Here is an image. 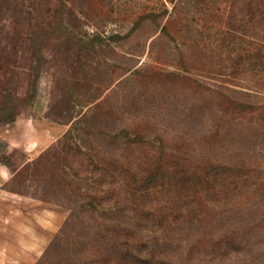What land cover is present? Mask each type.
I'll use <instances>...</instances> for the list:
<instances>
[{"label": "rangeland", "instance_id": "374dc122", "mask_svg": "<svg viewBox=\"0 0 264 264\" xmlns=\"http://www.w3.org/2000/svg\"><path fill=\"white\" fill-rule=\"evenodd\" d=\"M6 45L0 264H264V13L3 0Z\"/></svg>", "mask_w": 264, "mask_h": 264}, {"label": "trees", "instance_id": "16d2710c", "mask_svg": "<svg viewBox=\"0 0 264 264\" xmlns=\"http://www.w3.org/2000/svg\"><path fill=\"white\" fill-rule=\"evenodd\" d=\"M3 0H0V5H2ZM233 2V1H232ZM235 2V1H234ZM244 5H246L247 9L251 11L252 15L258 14V13H264V0H244ZM10 54H12V51L7 48L6 46H3V48L0 49V58H7L10 57ZM2 98H0V104L2 103ZM14 116L11 114L9 115V120H14ZM71 135V132H67L65 134L66 138H69ZM44 156H42L39 160ZM120 234H115V241L118 247V252L120 255L127 254L131 257L135 255H144V253H147V250L142 248L145 245V242H143V239H139L135 233L133 232L134 229H132L128 225L121 224L120 227ZM151 247V246H150ZM153 248V247H152ZM146 250V251H144ZM149 251V250H148ZM157 251V249H156ZM155 254V248L148 254L150 256Z\"/></svg>", "mask_w": 264, "mask_h": 264}]
</instances>
